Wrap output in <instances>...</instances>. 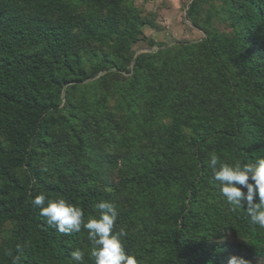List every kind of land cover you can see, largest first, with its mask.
<instances>
[{
  "label": "trees",
  "instance_id": "1",
  "mask_svg": "<svg viewBox=\"0 0 264 264\" xmlns=\"http://www.w3.org/2000/svg\"><path fill=\"white\" fill-rule=\"evenodd\" d=\"M222 2L228 33L134 57L145 21L122 0H0V264H75L76 248L95 264L86 230L32 205L41 193L86 220L114 203L139 264L264 260V228L207 166L264 156V0Z\"/></svg>",
  "mask_w": 264,
  "mask_h": 264
},
{
  "label": "clouds",
  "instance_id": "2",
  "mask_svg": "<svg viewBox=\"0 0 264 264\" xmlns=\"http://www.w3.org/2000/svg\"><path fill=\"white\" fill-rule=\"evenodd\" d=\"M207 166L212 171V181L220 195L233 212L243 208L250 223L264 228V156L255 162L241 160L222 161L215 152L209 155ZM258 201L256 202V198ZM31 203L40 209V215L46 218L49 226L61 234L71 235L81 230L87 231V239L91 242L89 253L95 264H139L135 254H130L123 238L127 236L124 227L116 230L119 216L117 206L109 200H102L95 205L97 215L85 219L84 209L64 197L49 199L45 194L36 195ZM22 250L19 245L16 253ZM11 264H20L19 254L11 251ZM75 264H83L85 252L76 248L70 253ZM228 264H248L243 258L232 256Z\"/></svg>",
  "mask_w": 264,
  "mask_h": 264
},
{
  "label": "rangeland",
  "instance_id": "3",
  "mask_svg": "<svg viewBox=\"0 0 264 264\" xmlns=\"http://www.w3.org/2000/svg\"><path fill=\"white\" fill-rule=\"evenodd\" d=\"M127 8L145 21L140 25L139 40L132 45L134 57L144 52L170 47L179 43H192L206 36V29L214 28L219 32L230 31L222 17V0H198L191 12V4L197 0H122ZM198 21L196 24L193 19ZM95 45H86V50ZM86 80L91 81L102 75ZM124 202V207H127ZM7 224L0 233V243L9 229ZM250 264H264V260L253 258Z\"/></svg>",
  "mask_w": 264,
  "mask_h": 264
}]
</instances>
